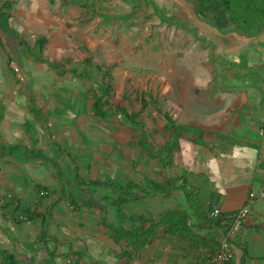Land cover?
<instances>
[{
  "label": "crops",
  "instance_id": "obj_1",
  "mask_svg": "<svg viewBox=\"0 0 264 264\" xmlns=\"http://www.w3.org/2000/svg\"><path fill=\"white\" fill-rule=\"evenodd\" d=\"M17 7H20L18 3ZM84 13L85 9L80 15ZM14 20L16 21V16ZM15 27L17 31L21 29L16 23ZM45 27H40L39 35H42ZM23 32L27 41L33 45L36 35L33 40H28L30 31L27 29ZM24 35L19 38L15 35L16 38L13 39L5 34L0 36V46L7 55V59H4L0 54V197L8 202V206L15 201L17 204L14 208H21L16 213V218H22L23 212L34 210L38 205L39 211L44 213V218L22 223H16L15 218L12 228H5L6 225H1L0 221V249H9L10 237L26 239L29 240L26 241L27 245H33L30 250L34 251L32 256L36 259L40 256V250L48 248V244L41 245L38 240L43 232L51 247L50 252L42 254L49 257L47 264H207L210 258L208 251L206 252L208 249L194 248L189 241L182 239V236L165 234L162 230L158 232L155 241L134 256L132 261L127 257L123 258V251L111 238V229L125 227L123 223L118 225L116 222L122 212L118 215L111 204L108 209L104 205L103 209L100 208L99 202L85 203L81 198L80 209L75 210L67 201L61 200L63 192H67V186L72 193L73 190L78 192L76 188L73 189L75 180L71 178V172L79 175V183L82 182V185H86L89 180L96 182L97 177L98 182L109 183L115 177L113 181L124 187L131 186L133 179L130 176L138 178V175L143 187H152L150 181L155 180L154 175L161 173L163 176L164 173L158 172L161 168L156 169V172L151 168L141 173L120 168L117 172L115 168L98 171L99 168L95 167L93 160L98 156L93 152L88 139L80 154L77 150L68 148L69 140L66 135L70 133L74 139L79 136L77 128L68 127L67 121L73 120V117L83 135L89 133L91 123H96L95 134L102 141L106 140L105 124L100 123L93 111L94 101L99 97L100 82L90 83L85 79L88 76L81 79L70 76L69 73L60 75L51 71L50 84L47 83L42 88L26 86V76L43 78L49 77L50 72L40 68L36 57L27 54L25 41L20 42ZM240 38L243 41L240 47L235 44L232 45L235 47L231 48L226 46L225 50L231 58H240V66L237 68L235 65H227L228 69L221 74L224 75L225 82L212 88L207 102L206 98L203 101L200 97L198 102L203 105L198 108L195 104L172 105L175 110L179 107L180 111H198L197 117L200 119L197 124L200 125L201 133L203 132L202 139L213 147L210 152L196 156L195 167L185 171L186 180L188 175L192 176L196 182L192 183V188L198 193L199 200L214 209H221L222 213L239 211L247 205L250 192L264 189V32L258 38ZM59 48V44L49 41L45 56L50 52L57 55L55 51ZM17 54L21 55V66L12 60ZM9 57L12 59L8 60ZM87 59L90 57H82V60ZM13 66L21 69L23 81L14 73ZM95 89L97 94L92 92ZM201 93L203 94V91L200 95ZM206 104L210 107L204 112L202 107ZM136 130L139 128L133 125L132 129L128 128L126 131L117 129L111 137L119 143L125 136L131 141L133 134L137 135ZM73 138L70 140L72 144ZM143 140L144 138L139 144ZM183 144L188 145V142L184 141ZM57 146L59 151H56ZM188 158V162H192V156ZM201 163L203 168L198 167ZM91 172H94L92 178ZM127 173L130 176H126ZM173 174H176V170ZM156 181L163 183L162 188L169 189V193H156L160 198L157 199L158 202L176 198L185 201L182 193L175 191L174 187L170 189L171 185L166 176ZM180 186L181 184H178V187ZM39 188L45 190L42 196L37 193ZM104 188L103 201H109L111 192L107 186ZM87 189L88 187L81 189L80 193L86 196L90 192ZM114 193L115 189L112 199L117 202L120 195ZM89 204L92 207L88 206ZM186 207L188 209V206ZM178 210L185 211V208L179 206ZM128 211L129 219L132 213L137 216L153 213L152 215L158 217L170 212L167 210L160 213L157 209L152 212V207L144 208L139 205L135 212L129 209ZM193 225L200 227L201 222L194 219ZM208 229L211 231L195 233L201 238L206 237L207 241L216 238L219 243L223 232ZM17 248L26 257H31L28 250H23L20 246ZM53 252L55 255L51 256ZM230 253V264H264V201L253 204L242 230L232 241ZM16 256L18 258L20 254ZM18 260L20 262L19 258ZM35 262L32 260L31 264Z\"/></svg>",
  "mask_w": 264,
  "mask_h": 264
},
{
  "label": "rangeland",
  "instance_id": "obj_2",
  "mask_svg": "<svg viewBox=\"0 0 264 264\" xmlns=\"http://www.w3.org/2000/svg\"><path fill=\"white\" fill-rule=\"evenodd\" d=\"M10 1L16 2L14 7L16 10L13 15L16 16V21L14 20V22L21 28L18 30L19 36L24 35L23 31L28 29L30 31L29 35H27L28 40H33V37L35 35L38 36L39 31L41 32L39 30L40 27L46 26L43 29L42 36L48 37L49 41L55 42L61 47L55 51L57 55L50 52L47 56H44L49 65L47 62H42L41 59V61L37 60L40 68L50 72V76L43 78H37L33 75L26 76V86L42 88L47 83L50 84L51 71H56V73L63 71L62 68L58 70L54 67L55 62L57 64H64L63 62H65L67 63L66 67L71 66L72 70L76 69L79 71L84 68L83 66H86L91 74L87 78L82 74L75 76L71 72L68 73L75 78L83 79L84 77L90 83L99 84L101 81L102 74L98 73V68L107 71L117 92V101H123L131 110L140 108L141 105L137 102V97L145 92V98L149 103L148 110L144 113L146 125L142 131L136 130L137 135L133 134L131 141L125 136L119 143L111 137L117 129L125 131L128 128L132 129V125L120 117L115 119L108 117L104 121L99 119L101 124H105V133L107 135L105 141L99 139L95 134L96 123H91L93 127L90 126L89 133H84L83 135L74 117L73 120L67 121L68 127L79 130V136L76 139L70 133L66 135L69 140L68 148L73 149V151L77 150L78 154H80L83 145L88 142V139L93 147V152L98 156V158L94 157L93 159L95 167L99 168L98 171H107L115 168V172H117L120 168L123 170L132 169L141 173L151 168L156 172V169L161 168L158 172H163V176H166L167 180H170L171 177L173 178L174 170H176L178 176L184 175L186 179L187 173L185 171L195 167L196 156L204 155V153L212 150L213 146L202 139L204 138L202 137L203 132L201 133L199 130L200 125L197 124L198 119H200L197 117L199 115L198 111H180L179 107L177 108L178 110H175L172 105L193 106L195 104L196 108H198L199 105H203L198 102L200 97L204 99L203 101L206 98L207 102L212 88L225 82V77L221 74L223 71L226 72L228 69L227 65H235L237 68L240 66V58L238 59V56L231 58L225 50L235 44L240 47L243 41L236 32L223 31L224 24L217 25L210 17L205 19L200 17L195 0ZM148 1L151 5H147ZM17 3L20 7H17ZM82 6L85 9L84 15H80V13L84 12V9H81ZM219 10L218 6H211L210 15L218 13ZM155 12L166 15L179 23L170 27L161 22ZM55 20L59 23L55 22ZM62 20L64 22L60 23ZM5 35L11 39L16 38L13 33H5ZM23 41L26 43L24 46L32 45L31 42L27 41L26 35H24ZM60 49L65 51L62 52ZM0 54L4 59H7L2 46H0ZM20 57L21 55L17 54L16 57L13 59L9 57L8 60L12 59L17 65L21 66ZM82 57H90L93 65H83L84 60H82ZM92 71L93 73H91ZM201 91H203L202 95H200ZM92 92L97 94V89ZM153 96L158 99V107L162 106L166 112L171 114L176 126L177 140L179 142L177 143V152L172 153L174 163L172 169H162L161 165L151 158L157 156L153 148L166 142V139H164L166 135L163 132L164 120L157 118L155 113L152 115L153 105L151 97ZM113 102L116 101L113 100ZM209 107L210 105L206 104L202 109L205 112V109ZM90 117V114H88V118ZM195 134L197 141L193 139ZM72 138L74 139V144L70 143ZM143 138L146 140L144 146L139 145V141H142ZM136 139H138V143H136ZM184 141H187L188 145L183 144ZM58 148L57 146L56 151ZM191 156L192 162H188V157L191 158ZM198 167L203 168V163L198 165ZM181 172L183 174H180ZM70 174L74 180L79 177L77 173L71 172ZM160 174L154 175V183H160L156 181L163 177ZM63 176L64 178L66 177L65 175ZM90 177H94V172H91ZM130 177L133 179L130 187L118 185L113 181L115 178L113 177L111 185L107 187L108 191L111 192L109 193V196H111L109 201H103L105 185L98 186L90 180L81 187L75 181L73 189L76 188L79 193L76 190H73L72 193L69 186H67L66 191L73 194L74 197L84 199L85 203L87 201L90 203L99 202L100 208L104 209L105 205V208L108 209V205H112L114 202L112 194L115 189L114 194L120 195V197L123 196L124 200L130 201L128 205L121 206L122 215L118 216V221H116L118 225L123 223L125 228L133 224L130 219L137 217V215L132 213L129 219L127 216L128 209L135 212L138 205L144 208L152 207V212L157 209L160 213L178 209L179 206L184 207L186 211L188 210L185 201L178 200L179 198L158 202L157 199L160 198L157 197L156 193L158 192L153 186L143 187V184L140 183L141 177L139 175L138 178ZM98 178L95 179L96 183H98ZM188 180L187 182L191 184L190 188H192V183L196 182L189 175ZM100 182L102 183V181ZM143 183L145 184L146 181ZM87 187L90 192L83 196L80 191L81 189L85 190ZM7 203L5 199H1L0 221L1 225H6L5 228H12L15 225L16 213L21 208L19 206L14 208L17 204L15 201L11 206H8ZM9 240L11 243L10 251L17 255L20 254L18 258L22 264H31L32 260L36 261L34 264H47L49 257L42 255L51 251L47 239L45 241L48 244V248L40 250V256L36 257V259L35 256H32L34 251L30 250L33 245L29 243L27 245L29 240L13 239L12 237ZM18 246L31 252V257H26L23 252H19Z\"/></svg>",
  "mask_w": 264,
  "mask_h": 264
},
{
  "label": "trees",
  "instance_id": "obj_3",
  "mask_svg": "<svg viewBox=\"0 0 264 264\" xmlns=\"http://www.w3.org/2000/svg\"><path fill=\"white\" fill-rule=\"evenodd\" d=\"M149 1L147 2V5H151ZM195 1L199 16L204 19L206 17H210L214 22L217 23V25L224 24L223 31L230 30L231 32H236L241 37L248 39L258 38L264 32V0ZM213 5L218 6L220 10L218 13L210 15V8ZM14 7L15 2L10 0H0V36L1 34L5 33H13L17 38H19L12 14ZM154 7L156 6L154 5ZM155 14L160 18L161 22L167 24L170 27L175 26L177 23H179L178 21H175L174 19L169 18L166 15H162L159 12H155ZM34 39L35 42L33 46L27 45V54L29 52L28 55H32V57L35 56L38 61L42 60V62H47V59H45L44 56L45 50L49 43V38L46 36L38 35ZM20 42H23L21 38ZM34 52L38 53V55H36V53L34 54ZM63 63L64 64H57V62H55L54 64V67L56 69H63L62 72L59 71L60 75H65L68 72L73 73L75 76L82 74L89 77L91 75L89 69L85 70V68H83L79 71L76 69L72 70L70 68L71 66L66 67L67 63ZM88 64L91 66L93 65L92 59H87L86 61L84 60L83 65ZM91 73H93V71ZM98 73L102 74V79L99 86V97L94 101L93 104L95 117L103 120H106L108 117H113L114 119L120 117L127 123L133 126H137L139 130L142 131V129H144L146 125V118L144 117V113L148 110L149 107V103L145 98V92L139 94L137 97V102L141 105L140 108L138 110H131L128 106L125 105L123 101H117V92L113 87V83L108 72L104 71L102 68H98ZM151 98V103L153 105L152 115L155 113L157 118L163 119L165 122L164 134L166 136L164 137V139H166V142L163 145H154L155 147L153 148V150H155L157 156L150 157L153 159V161L158 162L161 165L162 169H172L174 167L172 153L177 152V143L179 142L177 140L176 126L171 114L169 112H166L162 106L158 107V99L155 98V96ZM113 100H115L116 102H113ZM193 139L197 141L196 134L194 135ZM145 142L146 140L144 138L143 142H141L139 145L144 146ZM172 176L173 178L171 177L169 180L170 185L172 188L174 187V189H176L175 191H179L183 194L186 206H188V211H180L176 209L158 217L152 214L137 216L135 217V219H130V221L133 223L132 226L127 228L119 226L111 229V238L114 243L123 251V255L121 257H127V259L132 261L134 256H136L140 251L146 249L155 241L158 236V232L162 230L165 234H171L172 236H182V239H184L185 241H189L194 246V248H198L199 250L200 247L208 249L206 250V252L208 251L207 253H209L210 258L207 261V264H210L215 252L219 247V243L216 238H212L207 241V239H205L206 237L201 238L195 232H209L211 230L208 228H211L218 233L219 231L223 232V236L230 228V225L237 212L222 213L221 216L214 217L213 212L216 208L214 209L212 206L207 205L199 200L198 193L195 192L193 188H190V185L184 178V175L178 176L176 174ZM75 181L78 183L79 187L82 186V182L79 183V177L76 178ZM92 183L97 184L98 186L105 185L107 187L111 185V182ZM150 184L156 189L157 192L162 193L164 191L165 193H169V189L166 187L162 188L160 183L158 184L154 183V181H150ZM175 184H181V186L178 187ZM37 193L39 195H41L42 193L44 194L45 190H41L39 188ZM123 198L124 197L121 196L117 202H113L112 204V207L115 209L118 215H120L121 213V206L128 205L130 203L129 200H124ZM61 200L67 201L69 203V206L73 207L75 210L80 209V202H82L79 197H74L73 194H70L68 192H63ZM88 206L92 207L91 204H89ZM39 208L40 205H38L34 210H26L22 213V218H16V223L31 222L44 218V214L39 211ZM194 219L201 222L200 227H195L193 225ZM38 240L41 245H47L43 232L41 233V236ZM53 255H55V252H53L51 256ZM0 264H20V262L16 254L12 253L10 250H0Z\"/></svg>",
  "mask_w": 264,
  "mask_h": 264
},
{
  "label": "built area",
  "instance_id": "obj_4",
  "mask_svg": "<svg viewBox=\"0 0 264 264\" xmlns=\"http://www.w3.org/2000/svg\"><path fill=\"white\" fill-rule=\"evenodd\" d=\"M13 70L20 80L23 81L21 78V69L19 67L13 66ZM259 201H264V189L254 190L249 193L247 205L237 211L230 228L219 240V247L215 252L210 264H229L231 260L230 246L232 241L242 230L243 224L250 215L253 204ZM221 215V209L216 208L213 212V216L219 217Z\"/></svg>",
  "mask_w": 264,
  "mask_h": 264
},
{
  "label": "clouds",
  "instance_id": "obj_5",
  "mask_svg": "<svg viewBox=\"0 0 264 264\" xmlns=\"http://www.w3.org/2000/svg\"><path fill=\"white\" fill-rule=\"evenodd\" d=\"M13 2H15V1H13ZM15 5H16V2H15ZM12 14H13V12H12ZM14 17V16H13ZM41 195H43V194H41Z\"/></svg>",
  "mask_w": 264,
  "mask_h": 264
}]
</instances>
